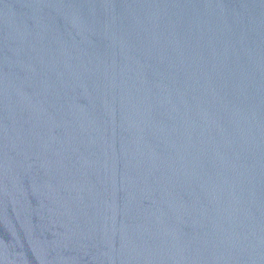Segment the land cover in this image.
Returning a JSON list of instances; mask_svg holds the SVG:
<instances>
[{
    "label": "water",
    "instance_id": "1",
    "mask_svg": "<svg viewBox=\"0 0 264 264\" xmlns=\"http://www.w3.org/2000/svg\"><path fill=\"white\" fill-rule=\"evenodd\" d=\"M0 264H264V0H0Z\"/></svg>",
    "mask_w": 264,
    "mask_h": 264
}]
</instances>
